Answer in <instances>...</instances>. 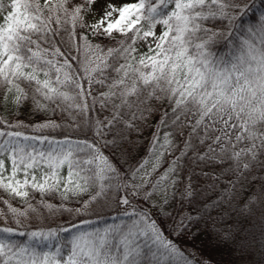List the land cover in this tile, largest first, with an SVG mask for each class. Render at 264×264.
<instances>
[{
  "label": "snow or ice",
  "instance_id": "6c2138e0",
  "mask_svg": "<svg viewBox=\"0 0 264 264\" xmlns=\"http://www.w3.org/2000/svg\"><path fill=\"white\" fill-rule=\"evenodd\" d=\"M99 2L0 0V264H216L176 242L202 234L264 264V13L245 27L247 0H108L89 23ZM112 203L126 221L83 227Z\"/></svg>",
  "mask_w": 264,
  "mask_h": 264
},
{
  "label": "trees",
  "instance_id": "16d2710c",
  "mask_svg": "<svg viewBox=\"0 0 264 264\" xmlns=\"http://www.w3.org/2000/svg\"><path fill=\"white\" fill-rule=\"evenodd\" d=\"M247 4L248 7L245 14L243 15L242 19L238 20V23L245 27L255 24L261 13H264V0H247ZM157 30H161V27L159 25L157 26L156 31ZM83 31L89 32L90 30L85 28ZM89 39L92 40L94 44L101 42L99 39L92 36H89ZM108 46L115 47L114 44H108ZM137 47L139 49V52H144L147 50L143 42H140L137 45ZM217 50L223 51L224 50L223 45L218 46ZM73 63L75 64V62ZM27 116L28 114L27 112H25L24 115L21 117V119H25L27 118ZM159 118H160V113H157V115L149 119L148 124L145 127H143L139 133L131 132L129 134L128 142L125 145L127 148L128 155L124 158L118 157L121 165H123L126 168L130 167L132 165H135L138 161H140L142 158L146 156L148 149L150 147L152 134L155 131L156 121ZM170 159H171L170 156L164 157L163 167L159 170L160 172H162L164 168L168 166L167 161ZM125 160L127 161V163H125ZM154 161L155 158H153V161H150V163H153ZM158 175L159 172L154 173L151 177H148V179L154 182L156 176ZM186 178H187V173L185 171H181L178 176L180 183H184ZM123 194L124 192L122 190L113 189L109 193V196L118 197V196H122ZM159 199H160L159 193L153 196L154 201L158 202ZM180 207L181 205H180L179 191H177L175 194V199H173L172 203L169 205V209L170 210L174 208L179 209ZM185 207H187L186 203H185ZM152 212L153 215L161 224V226L165 229V232L170 234V229L168 228V225H170L171 221L167 218H161L159 214L155 211V209H153ZM85 219L91 221V223L83 225L84 228H96V227H103L105 224H113V223H119L121 221H126L128 218L121 216L119 210L116 208L115 203H112V206L110 208L109 207L104 208L99 215L93 213L91 215L86 216ZM59 223H61V221L56 220L52 224V226L55 227L56 224ZM63 235L67 237L68 234H63ZM15 238L23 239L19 237H15ZM176 242L186 251L191 252L197 260L202 261L204 259H211L214 262H216V264H240V261H238L237 256L230 254L226 249L223 250L216 249L214 247V242L204 237L203 234L200 237H198L194 243L189 241L187 237L178 238ZM258 260H259L258 255L246 256L244 258L245 264H255V261Z\"/></svg>",
  "mask_w": 264,
  "mask_h": 264
},
{
  "label": "rangeland",
  "instance_id": "374dc122",
  "mask_svg": "<svg viewBox=\"0 0 264 264\" xmlns=\"http://www.w3.org/2000/svg\"><path fill=\"white\" fill-rule=\"evenodd\" d=\"M108 2V0H100L99 3H97L94 8H93V12L91 13H88L87 16H86V20L89 22V23H93L95 22L96 20H99L102 16V11L100 10L101 9V5L103 3H106ZM113 2L117 3V5L121 4V3H124V2H132V0H113ZM5 3H7V0H5ZM157 35H159L160 33V30H157ZM151 39V38H150ZM151 167H152V163H148L145 167L144 170H142V173L140 175L137 176L136 178V182L137 183H143V179H142V176H143V173L144 172H147V171H150L151 170Z\"/></svg>",
  "mask_w": 264,
  "mask_h": 264
}]
</instances>
